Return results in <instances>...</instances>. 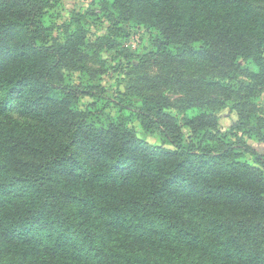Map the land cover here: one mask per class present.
Listing matches in <instances>:
<instances>
[{"label": "trees", "instance_id": "trees-1", "mask_svg": "<svg viewBox=\"0 0 264 264\" xmlns=\"http://www.w3.org/2000/svg\"><path fill=\"white\" fill-rule=\"evenodd\" d=\"M51 2L0 0V264H264V0H100L108 35L61 38ZM128 23L151 49L111 98Z\"/></svg>", "mask_w": 264, "mask_h": 264}, {"label": "rangeland", "instance_id": "rangeland-1", "mask_svg": "<svg viewBox=\"0 0 264 264\" xmlns=\"http://www.w3.org/2000/svg\"><path fill=\"white\" fill-rule=\"evenodd\" d=\"M77 15L84 17L88 28L97 36L108 35L109 23L106 18L107 14L100 0H52L45 21L48 26L53 28V36L61 38L63 28L71 23L73 17ZM116 34L121 44L120 52L123 51L122 53L130 57V59H126V56L119 55V53L102 51L99 62L106 61V66L105 73L101 76V83L109 97L124 99L123 93L129 83V79L126 76V63L130 60L132 64H137L142 56L151 49L152 34L144 27L132 23L121 26ZM85 52L89 55L91 54L90 52ZM92 65L88 63L89 67H98L97 64L96 66ZM79 78V73L73 72L66 78L65 82L69 85H76L79 83ZM133 101L139 103L137 98H133ZM257 104L261 110H264V93L260 94ZM217 114L220 131L229 135L234 131L238 119L235 110L226 107ZM133 126L140 140L156 146L163 144L162 138L158 133L144 131L138 121H135ZM183 132L185 138H187L189 131L183 129ZM245 141L253 150L264 155L263 143L246 137ZM247 158L249 162H252L251 157L247 156Z\"/></svg>", "mask_w": 264, "mask_h": 264}]
</instances>
